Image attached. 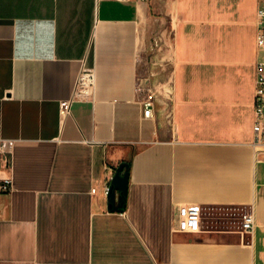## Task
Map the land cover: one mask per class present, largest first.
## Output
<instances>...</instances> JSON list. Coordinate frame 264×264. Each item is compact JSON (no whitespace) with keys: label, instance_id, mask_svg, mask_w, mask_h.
I'll list each match as a JSON object with an SVG mask.
<instances>
[{"label":"crops","instance_id":"crops-1","mask_svg":"<svg viewBox=\"0 0 264 264\" xmlns=\"http://www.w3.org/2000/svg\"><path fill=\"white\" fill-rule=\"evenodd\" d=\"M259 5L172 0V91L146 117L158 0H0V138L14 141L0 161L14 183L0 192V264H264ZM123 161L128 194L112 211L103 188ZM189 205L200 227L180 231Z\"/></svg>","mask_w":264,"mask_h":264},{"label":"built area","instance_id":"built-area-1","mask_svg":"<svg viewBox=\"0 0 264 264\" xmlns=\"http://www.w3.org/2000/svg\"><path fill=\"white\" fill-rule=\"evenodd\" d=\"M121 1H150V0H121ZM260 5L257 10V36L256 48L257 59L255 63V94H254V112H255V138L254 146L257 152H264V0H259ZM93 74L91 70H85L80 78L81 84H86L91 81ZM143 92L144 115L150 117L154 115L157 106L155 94L146 89L145 85H141ZM68 104L64 103L61 107V114L65 115L69 110ZM14 141L11 139L0 138V161L4 157L10 158L13 156ZM14 187L11 177L0 179V192L11 191ZM92 192L96 193L97 188L93 187ZM110 192V185L107 184L103 188V194L107 197ZM201 206L189 205L180 209V213L184 214L181 217L177 229L180 231H193L200 227L201 224ZM243 226L249 233H253L256 226L255 216L253 211L244 216Z\"/></svg>","mask_w":264,"mask_h":264},{"label":"rangeland","instance_id":"rangeland-1","mask_svg":"<svg viewBox=\"0 0 264 264\" xmlns=\"http://www.w3.org/2000/svg\"><path fill=\"white\" fill-rule=\"evenodd\" d=\"M160 9H155L152 22V43L141 60V76L145 88L150 89L157 99V105L163 106V100H169L173 83V62L171 47L174 37L173 23L168 14L172 0H158ZM212 217H219L212 215ZM220 217H222L220 215ZM212 218V219H216Z\"/></svg>","mask_w":264,"mask_h":264},{"label":"water","instance_id":"water-1","mask_svg":"<svg viewBox=\"0 0 264 264\" xmlns=\"http://www.w3.org/2000/svg\"><path fill=\"white\" fill-rule=\"evenodd\" d=\"M130 163L121 162L110 181V192L107 196L108 205L112 211L124 209L129 189Z\"/></svg>","mask_w":264,"mask_h":264}]
</instances>
